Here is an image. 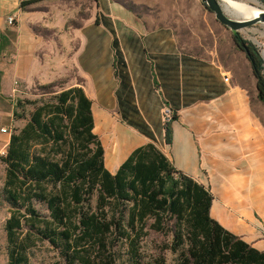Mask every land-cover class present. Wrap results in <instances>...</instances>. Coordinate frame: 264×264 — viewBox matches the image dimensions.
<instances>
[{
    "label": "crops",
    "instance_id": "0c3cea01",
    "mask_svg": "<svg viewBox=\"0 0 264 264\" xmlns=\"http://www.w3.org/2000/svg\"><path fill=\"white\" fill-rule=\"evenodd\" d=\"M55 1L0 0V154L15 124L13 81L28 76L42 43L33 22ZM130 1L155 12L93 0L94 14L80 28L81 86L92 101L106 168L115 173L135 149L155 144L210 191L212 219L264 251V104L225 62L180 46L173 23L184 20L183 0ZM164 104L175 116L171 144Z\"/></svg>",
    "mask_w": 264,
    "mask_h": 264
},
{
    "label": "trees",
    "instance_id": "16d2710c",
    "mask_svg": "<svg viewBox=\"0 0 264 264\" xmlns=\"http://www.w3.org/2000/svg\"><path fill=\"white\" fill-rule=\"evenodd\" d=\"M123 3L140 15L150 10L130 0ZM232 38L236 45L246 44L245 49L237 46L264 104L262 53L239 32ZM21 117L16 109L14 119ZM94 128L92 101L82 86H73L51 102L42 101L25 126L12 133L1 157L4 196L14 208L5 224L8 264H28L32 239L59 247L67 264H117L114 248L120 244L126 245L130 264H152L141 253L149 230L174 232L170 248L181 252L177 264H264V251L212 219L210 191L178 171L155 144L135 149L111 173ZM166 142H172L170 123ZM34 201L47 205L49 218L39 214Z\"/></svg>",
    "mask_w": 264,
    "mask_h": 264
},
{
    "label": "rangeland",
    "instance_id": "374dc122",
    "mask_svg": "<svg viewBox=\"0 0 264 264\" xmlns=\"http://www.w3.org/2000/svg\"><path fill=\"white\" fill-rule=\"evenodd\" d=\"M222 1L227 5L228 0ZM234 1L264 9V0ZM183 4L184 8L181 12L184 20L180 22L175 20L173 23L180 46L188 53L211 56L225 62L235 78L240 80L250 93H257L256 79L250 64L245 53L234 43L232 31L218 22L215 15L201 0H183ZM171 7L169 12L172 11ZM94 11L93 0H59L42 8L43 19L33 22L34 32L40 36L42 43L35 54L28 76L25 79L13 81L12 96L15 108L22 117L15 120L11 133L25 126L42 101L51 102L61 91L83 84V75L77 60L81 47L80 28L88 21V18L93 16ZM154 12L151 10L144 14ZM176 15L180 16L179 13ZM178 17L176 16L177 19ZM239 33L243 39L256 44L264 55V24L249 26ZM5 153L6 149L3 154H0V264H8L5 224L14 209L6 201L3 192L6 164L1 157L5 156ZM95 200L96 197L93 199V205ZM33 205L42 217H50L45 203L34 201ZM32 240L28 250V264H67L59 247L52 245L48 240L35 239L33 242ZM173 241L172 230L168 232L149 230L141 243L144 262L157 264L159 260L162 264L163 258L165 264H177L181 252L172 251L170 247ZM114 251L117 264H130L126 245H117Z\"/></svg>",
    "mask_w": 264,
    "mask_h": 264
},
{
    "label": "water",
    "instance_id": "95a60500",
    "mask_svg": "<svg viewBox=\"0 0 264 264\" xmlns=\"http://www.w3.org/2000/svg\"><path fill=\"white\" fill-rule=\"evenodd\" d=\"M204 5L215 15V18L222 25L227 27L232 32H240L242 29L255 24H264V9L262 13L253 19L242 18L227 10L222 0H201ZM237 45L245 49L246 44L244 41L238 42ZM263 58L264 55L262 54Z\"/></svg>",
    "mask_w": 264,
    "mask_h": 264
},
{
    "label": "bare ground",
    "instance_id": "6f19581e",
    "mask_svg": "<svg viewBox=\"0 0 264 264\" xmlns=\"http://www.w3.org/2000/svg\"><path fill=\"white\" fill-rule=\"evenodd\" d=\"M225 6L231 13L233 12L235 15L241 16L242 18L246 19H253L255 17H258L262 13L261 8H257L253 5L234 0H228L227 5Z\"/></svg>",
    "mask_w": 264,
    "mask_h": 264
},
{
    "label": "built area",
    "instance_id": "2783aa9c",
    "mask_svg": "<svg viewBox=\"0 0 264 264\" xmlns=\"http://www.w3.org/2000/svg\"><path fill=\"white\" fill-rule=\"evenodd\" d=\"M8 24L9 25H13L16 22V17L15 16H10L8 18ZM230 80V77L228 75L225 76V81L228 82ZM162 116H163V121L165 124L170 123L173 118H174V111L171 108L170 105L168 104H164L163 108H162ZM3 132H8V129H2ZM3 154V153H2Z\"/></svg>",
    "mask_w": 264,
    "mask_h": 264
}]
</instances>
